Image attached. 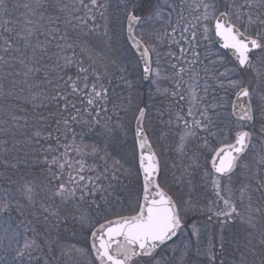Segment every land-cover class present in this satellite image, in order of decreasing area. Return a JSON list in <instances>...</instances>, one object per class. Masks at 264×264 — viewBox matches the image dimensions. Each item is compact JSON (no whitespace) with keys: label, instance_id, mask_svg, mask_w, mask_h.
I'll list each match as a JSON object with an SVG mask.
<instances>
[{"label":"snow or ice","instance_id":"6c2138e0","mask_svg":"<svg viewBox=\"0 0 264 264\" xmlns=\"http://www.w3.org/2000/svg\"><path fill=\"white\" fill-rule=\"evenodd\" d=\"M0 264H264V0H0Z\"/></svg>","mask_w":264,"mask_h":264}]
</instances>
